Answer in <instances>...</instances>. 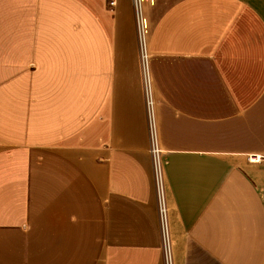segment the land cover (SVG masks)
Wrapping results in <instances>:
<instances>
[{"label":"crops","instance_id":"crops-1","mask_svg":"<svg viewBox=\"0 0 264 264\" xmlns=\"http://www.w3.org/2000/svg\"><path fill=\"white\" fill-rule=\"evenodd\" d=\"M0 0V264H165L133 0ZM175 264H264V0H144Z\"/></svg>","mask_w":264,"mask_h":264},{"label":"built area","instance_id":"built-area-1","mask_svg":"<svg viewBox=\"0 0 264 264\" xmlns=\"http://www.w3.org/2000/svg\"><path fill=\"white\" fill-rule=\"evenodd\" d=\"M110 5L114 6L115 0L110 1ZM133 5L136 20L138 47L143 72L146 106L149 119L151 138L150 153L153 161L154 183L158 200L159 224L162 234L163 259L165 264H175L173 254V240L170 227L169 207L166 199L165 166L167 161L160 146L156 128L155 99L150 70L151 51L144 11V0H133Z\"/></svg>","mask_w":264,"mask_h":264}]
</instances>
